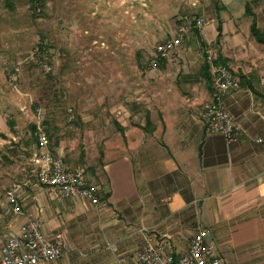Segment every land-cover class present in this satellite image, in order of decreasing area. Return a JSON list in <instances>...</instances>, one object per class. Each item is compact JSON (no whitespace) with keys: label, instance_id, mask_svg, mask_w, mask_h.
<instances>
[{"label":"rangeland","instance_id":"374dc122","mask_svg":"<svg viewBox=\"0 0 264 264\" xmlns=\"http://www.w3.org/2000/svg\"><path fill=\"white\" fill-rule=\"evenodd\" d=\"M244 2L43 0L31 5V0H0V245L17 223L6 203L14 183H25L22 202L24 193L32 195L37 186L45 197L57 196L36 178L32 157L37 126L48 132L50 148L69 167L83 169L97 183L111 149H124L129 137L140 143L153 124L180 112L174 111L176 105L196 99L198 87L207 88L205 49L227 62L208 61L213 82L215 68L225 66L236 76L246 71L264 86V43L248 29L252 16L243 13ZM216 3L223 6L219 12ZM252 7L264 22V0ZM186 12L203 14L205 28L199 35L190 33L163 63L149 69L155 45L175 33ZM202 99L200 110L206 102ZM128 207L97 210L113 219L122 218ZM122 227V236L132 231ZM195 228L180 229L175 248H185ZM93 232L88 228L66 236L70 252L43 264H119L120 258L130 259L141 249L125 250V237L119 239L118 233Z\"/></svg>","mask_w":264,"mask_h":264},{"label":"crops","instance_id":"0c3cea01","mask_svg":"<svg viewBox=\"0 0 264 264\" xmlns=\"http://www.w3.org/2000/svg\"><path fill=\"white\" fill-rule=\"evenodd\" d=\"M255 18L263 32L264 22L256 13ZM239 73L243 79L235 75L238 86L223 94L226 107L242 126L238 141L227 143L222 134L205 131L198 100L209 102L218 88L215 82L211 89L208 84L198 87L196 99L176 105L174 111L180 112L153 124L140 143L129 137L124 149L106 154L103 173L95 180L100 195L109 196L99 205L57 194L45 197L44 189L37 186L32 195L24 193L16 226L39 217L47 235L71 237L88 228L95 234L118 233L119 239L125 237L127 251L142 248L141 227L171 235L175 248L180 229L201 226L229 264H264V141H257L264 133V86L254 83L246 71ZM124 204L131 208L122 218L112 219L97 210ZM168 220L171 226L166 225ZM122 226L132 231L122 236Z\"/></svg>","mask_w":264,"mask_h":264},{"label":"built area","instance_id":"2783aa9c","mask_svg":"<svg viewBox=\"0 0 264 264\" xmlns=\"http://www.w3.org/2000/svg\"><path fill=\"white\" fill-rule=\"evenodd\" d=\"M207 24L203 14L183 13L175 33L166 37L154 47L148 59V68L154 69L162 58L180 45L189 34L199 30L201 33ZM207 60L213 64L215 55L208 49L204 51ZM214 82L217 90L212 99L205 103L200 111L204 129L207 133H220L227 143L238 141L242 126L226 107L224 91L238 86L237 77L225 66L216 67ZM264 141V133L257 138ZM51 139L46 130L37 126L36 149L32 162L38 183L46 190L63 199H84L91 205L101 203L100 188L90 180L83 169L71 168L59 151L50 148ZM25 183H14L6 192V203L17 216L23 213L20 200ZM142 248L131 259L120 258L119 264H229L218 253L209 240L205 227H197L185 248H174L171 235L141 227ZM71 250L68 239L60 234L47 235L39 217L30 218L11 229L5 242L0 245V264H40L51 262L66 256Z\"/></svg>","mask_w":264,"mask_h":264},{"label":"trees","instance_id":"16d2710c","mask_svg":"<svg viewBox=\"0 0 264 264\" xmlns=\"http://www.w3.org/2000/svg\"><path fill=\"white\" fill-rule=\"evenodd\" d=\"M36 1L39 2H43V0H31V5H34V3ZM260 0H246L245 1V13L249 14L252 16V22H251V32L252 34L256 37L257 40L264 42V33L256 26V18H255V13L253 11V7L252 4H256L258 3ZM223 7V6H221ZM217 5L216 3V9L219 12V9L221 8ZM218 15V14H217ZM218 38L221 36V32H222V24L221 21H218ZM196 34H199V30L195 31ZM203 42V41H202ZM204 45V43H203ZM205 54V53H204ZM204 63L202 65V69H203V75L207 81L208 87L211 89L213 88V80H212V75H211V71H210V63L208 62L206 55H204ZM166 58H162L160 60V64L163 63L165 61ZM214 63L216 65H225L227 66V62H226V58L223 57L221 54L218 55L217 59H215ZM235 75V74H234ZM238 76L240 77L239 80L241 81V79H243V75L242 74H238ZM109 196V194L104 193L102 195H100V199L104 200Z\"/></svg>","mask_w":264,"mask_h":264}]
</instances>
